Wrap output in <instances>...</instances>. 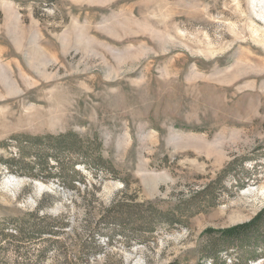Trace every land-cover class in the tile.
<instances>
[{
    "label": "rangeland",
    "instance_id": "1",
    "mask_svg": "<svg viewBox=\"0 0 264 264\" xmlns=\"http://www.w3.org/2000/svg\"><path fill=\"white\" fill-rule=\"evenodd\" d=\"M64 135L86 186L34 163ZM139 202L169 222L101 217ZM39 203L58 242L5 238L0 264H211L206 230L264 207V0H0V232Z\"/></svg>",
    "mask_w": 264,
    "mask_h": 264
},
{
    "label": "trees",
    "instance_id": "2",
    "mask_svg": "<svg viewBox=\"0 0 264 264\" xmlns=\"http://www.w3.org/2000/svg\"><path fill=\"white\" fill-rule=\"evenodd\" d=\"M59 141H55L53 145H50L48 150L47 147L41 148L40 141L33 139L32 144L37 147L38 150L36 154V161L34 163L49 166L47 163V154L49 152L50 156L54 159L55 166H59L60 173L58 176H63L66 173H71L76 178H79V182H82L86 186V181L82 178L81 172L75 169L74 160H70V157L75 155L76 158L87 159V152L79 148L80 140H75L72 135H64ZM49 144V143H48ZM21 148V149H20ZM21 152L25 154V150L20 147ZM93 162L97 165H102V160L100 158H95ZM51 168V165L49 166ZM53 167V165H52ZM58 168V167H57ZM75 187L74 183H71L70 186ZM210 200V199H209ZM211 202V201H207ZM191 200L187 202L183 208L189 213V216L193 213L190 212L193 205H191ZM204 204V203H202ZM42 204L39 203L34 212L31 213V219H28L24 226L16 225L14 228V234L12 233H3L0 232V242H3L5 238H13L14 240H20L25 238L27 240L42 239L48 243H57L55 239H47L45 237L57 233L64 224L63 216H51L50 214H40V208ZM104 222H111L116 226L125 230L126 228L132 230V237L140 234V232L147 231L151 232L152 221L156 217H163L162 219L168 221V216L165 212L158 211L153 209L149 205H143V203H135L132 205L123 204V203H112L106 209L105 213L101 216ZM206 234L210 237L209 244L202 247V255L211 257V264H217L218 250L219 249H228L230 246L232 249H237L236 255L231 261V264H248V261H255L264 257V207L260 209L250 220L245 221L244 223H239L231 226L228 229L214 230L207 229ZM217 234V236L215 235ZM27 235V236H26ZM45 236V237H44ZM211 241V240H213ZM18 249V247H17ZM215 250L213 253L210 250ZM43 250H40V254ZM216 252V253H215ZM39 254V255H40ZM33 264V263H32ZM37 264V263H35ZM175 264V263H171ZM221 264H224V260L221 261Z\"/></svg>",
    "mask_w": 264,
    "mask_h": 264
}]
</instances>
